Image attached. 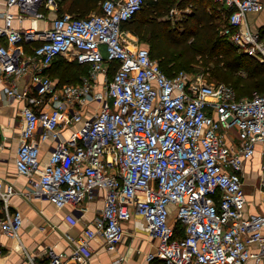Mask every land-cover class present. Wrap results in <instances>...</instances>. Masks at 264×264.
I'll use <instances>...</instances> for the list:
<instances>
[{
	"label": "built area",
	"instance_id": "1",
	"mask_svg": "<svg viewBox=\"0 0 264 264\" xmlns=\"http://www.w3.org/2000/svg\"><path fill=\"white\" fill-rule=\"evenodd\" d=\"M219 1L230 10L223 33L264 61V40L247 19L264 8L263 0ZM143 2L103 0L100 12L63 11L44 28H15L10 8L19 7L22 22L26 14L44 17L41 6L59 9L60 0H5L6 10H0V78L11 79L4 94L25 101L18 171L29 176L35 197L57 207L104 200L102 215L83 235H68L77 240L76 249L67 253L49 246L44 261L27 252L25 264H79L98 236L114 250L125 236L124 222L134 214L158 239L149 261L264 260V211L253 209L264 204V91L239 97L226 82L184 69L168 75L149 46L126 38L123 24ZM62 54L89 65L90 73L78 82L59 83L49 68ZM23 76L30 84L21 87ZM48 140L50 154L43 161L41 143ZM250 185L258 202L249 198ZM14 191L12 184L0 183V231L10 237L19 236L24 222L23 212L10 206Z\"/></svg>",
	"mask_w": 264,
	"mask_h": 264
},
{
	"label": "crops",
	"instance_id": "2",
	"mask_svg": "<svg viewBox=\"0 0 264 264\" xmlns=\"http://www.w3.org/2000/svg\"><path fill=\"white\" fill-rule=\"evenodd\" d=\"M70 1L61 0L59 9H48L41 6L39 10L43 11L44 17L39 18L34 14H26L22 22L18 17L19 7L13 6L10 8L16 14L13 26L15 28L30 25L40 28L49 27L57 14L62 11H69ZM0 10H6L5 0H0ZM187 10L190 8L188 7ZM96 12L99 11L95 9L90 14ZM247 19L251 28L254 31H259L264 40V8L257 12H249ZM3 23L4 17L0 15V24ZM124 30L126 38L131 44L142 45L143 40L137 34L127 28ZM25 47L28 53L32 52L31 44L25 43ZM103 78L101 76L102 80ZM10 81L8 76L4 77L2 74V78H0V123L3 125V135L0 139V183L4 187L9 184L14 186L15 191L10 198V206L11 209L19 208L23 212L24 222L18 237H10L0 231V243L3 244L0 263L25 264L27 252L37 254L38 259L44 261L43 258L49 246L67 253L76 249L77 240L70 239L68 235L70 234L74 238L83 235L87 225L102 215L104 200L102 196L92 199L86 198L80 207L72 204L57 207L48 199L37 198L32 194L29 176L21 174L16 166V152L23 126L21 108L25 101L6 97L4 89ZM18 83L21 87L27 86L30 84V78L23 76ZM64 133L69 134L70 129L65 130ZM51 143L52 140L41 143L43 161L50 154ZM258 201L259 196L256 202ZM3 204V201H0V213ZM124 227L125 236L116 249H108L103 238L98 236L90 242L89 257L79 264H164L159 258L153 261L148 260V254L156 251L158 239L149 234L143 217L134 214L132 218L124 222ZM249 264L257 263L251 260ZM258 264H264V260Z\"/></svg>",
	"mask_w": 264,
	"mask_h": 264
},
{
	"label": "trees",
	"instance_id": "3",
	"mask_svg": "<svg viewBox=\"0 0 264 264\" xmlns=\"http://www.w3.org/2000/svg\"><path fill=\"white\" fill-rule=\"evenodd\" d=\"M102 1L71 0L68 10L88 16L95 9L102 10ZM173 5L182 11L176 20L167 18ZM229 13L228 6L219 0H144L141 9L123 28L149 43L152 56L168 75L187 70L203 58L213 65L211 81L233 85L239 97L252 96L264 91V61L241 49L223 33ZM176 228L181 235L180 223Z\"/></svg>",
	"mask_w": 264,
	"mask_h": 264
},
{
	"label": "rangeland",
	"instance_id": "4",
	"mask_svg": "<svg viewBox=\"0 0 264 264\" xmlns=\"http://www.w3.org/2000/svg\"><path fill=\"white\" fill-rule=\"evenodd\" d=\"M222 5H225L222 3ZM182 11L177 5H173L170 9L169 15L167 18H171L172 20H176L177 18L181 17ZM175 22V21H173ZM50 25V22H49ZM142 45H147L150 47L147 41L143 40ZM76 60L72 58L70 54H62L59 55L54 61L51 63L50 68H52L51 75L54 79L58 80L59 83H66V82H78L82 80V77L88 75L90 73V66L89 65H78L75 63ZM49 71V72H50ZM187 71L191 72L195 76H203L206 80H213L212 73H213V65L211 63H206L203 58H200L199 61L197 60L193 65L187 68ZM112 73L108 72V77L111 78ZM247 96V95H246ZM259 169V163L256 161L254 165L251 166V173L253 175L257 174ZM251 188H248V192L251 194V199H258L259 195L255 194L254 187L250 185ZM254 191V193H253ZM249 195V196H250ZM255 210H263L264 211V204L260 206H254Z\"/></svg>",
	"mask_w": 264,
	"mask_h": 264
}]
</instances>
